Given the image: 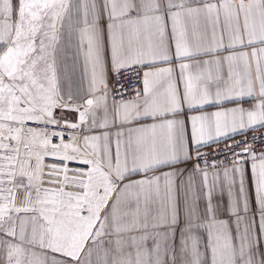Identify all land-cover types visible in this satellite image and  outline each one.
Segmentation results:
<instances>
[{
    "label": "snow or ice",
    "instance_id": "obj_1",
    "mask_svg": "<svg viewBox=\"0 0 264 264\" xmlns=\"http://www.w3.org/2000/svg\"><path fill=\"white\" fill-rule=\"evenodd\" d=\"M260 129L264 0H0V264H264Z\"/></svg>",
    "mask_w": 264,
    "mask_h": 264
},
{
    "label": "built area",
    "instance_id": "obj_2",
    "mask_svg": "<svg viewBox=\"0 0 264 264\" xmlns=\"http://www.w3.org/2000/svg\"><path fill=\"white\" fill-rule=\"evenodd\" d=\"M259 134H264V129H260L259 133L249 131L246 135H236V136L234 137V139H235V140H244L245 138H247V139L250 140L254 135H259ZM225 142H226V143H231L232 140H227V141H225ZM223 146H224L223 143L219 145V147H221V148H223ZM213 147H215V146H213ZM206 150L209 151V152L212 151L211 148L206 149Z\"/></svg>",
    "mask_w": 264,
    "mask_h": 264
},
{
    "label": "crops",
    "instance_id": "obj_3",
    "mask_svg": "<svg viewBox=\"0 0 264 264\" xmlns=\"http://www.w3.org/2000/svg\"><path fill=\"white\" fill-rule=\"evenodd\" d=\"M252 102H253V101H251V100L245 98L241 103H242V106H243V107L247 108V107L250 106V104H251ZM225 106H226V107H233V106H235V105H233V104H226ZM205 110L208 111V112H212V111H215L216 108L213 107V106H209V107H207Z\"/></svg>",
    "mask_w": 264,
    "mask_h": 264
}]
</instances>
